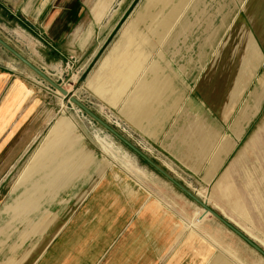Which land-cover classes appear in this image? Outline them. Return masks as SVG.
Wrapping results in <instances>:
<instances>
[{"label": "rangeland", "instance_id": "374dc122", "mask_svg": "<svg viewBox=\"0 0 264 264\" xmlns=\"http://www.w3.org/2000/svg\"><path fill=\"white\" fill-rule=\"evenodd\" d=\"M187 2L172 0L169 7L176 9L179 4V8L169 13L162 11L161 3L148 9L146 0H56L41 18L42 27L27 18L17 0L0 2V38L193 195L205 194L199 199L247 228L264 249V0H197L183 13ZM91 7L98 8L95 15ZM197 13H201L199 21L189 26ZM54 16L60 26H67L58 40L42 29ZM167 16L169 23L162 20ZM9 63L17 66L18 78L29 79L40 101L41 131L0 186V264L27 255L54 228L52 223L44 233H36L41 216L55 214L60 200L69 211L72 196L85 194L104 168L113 167L130 178L140 177L148 197L168 202L178 214L177 240L159 264H264V258L214 218L204 216L200 228L186 226L195 213L194 202L113 137L144 174L130 171L120 153H107L97 140V135L107 134L105 130L0 47V69L9 68ZM143 84L150 86L149 95L136 104ZM156 87L161 89L160 99L151 97ZM216 99L218 105L226 106L225 122ZM194 102L204 113L203 136L199 129L194 134L195 125L189 127V120L182 122L185 111L196 113ZM142 108L150 116L136 119ZM215 128L219 137L211 142L207 130L213 133ZM240 128V137L234 138ZM187 132L189 143L198 138L196 153L187 142L177 141ZM225 140L232 149L224 165L210 181L202 180L199 171L205 170ZM169 144L194 156V161L201 157L203 168L198 173L189 171L168 149ZM73 145L91 152V165L82 166L63 189L56 187V181H41L43 173L46 180L53 175L42 166L53 170L67 164L68 157L77 161V155L70 156ZM41 147L43 151L36 152ZM218 179L222 183L215 193ZM26 190L32 205H17Z\"/></svg>", "mask_w": 264, "mask_h": 264}, {"label": "crops", "instance_id": "0c3cea01", "mask_svg": "<svg viewBox=\"0 0 264 264\" xmlns=\"http://www.w3.org/2000/svg\"><path fill=\"white\" fill-rule=\"evenodd\" d=\"M8 1L13 2L15 0H0L2 4ZM17 1L19 5H22L21 10L27 18L32 22L38 21L41 27V18L51 7V3L56 2V0ZM91 12L95 15L98 8L93 9L91 7ZM66 27L60 26L57 21L55 22L54 16L42 29L52 38L56 35V39L57 36L60 39L63 34L62 28ZM9 64V68L0 69V186L5 176L24 156L33 139L41 131L37 112L40 101L34 97L31 84L28 82L29 79L26 77L18 78V75L15 74V72L18 73L17 66L13 63ZM160 90L157 87L154 88L152 90L154 95L151 97L160 99L158 97ZM149 91L150 86L146 87L143 84L140 89L141 95L136 98L135 103L140 104L141 99L139 98H147L145 96L149 95ZM170 91L172 90L170 89ZM254 95H256L255 92ZM218 100L213 101L214 103L217 101L215 104L220 119L225 122L226 106L218 105ZM193 105L196 106V113L185 111L182 122L186 123L189 120V127L195 125V128H192L194 134L199 129L203 136L205 130L202 125L204 113L202 115L199 111L198 103L194 102ZM144 108L141 109V113L139 112L140 109L138 110V115H135L136 119L150 116V112ZM200 119L202 121H199ZM207 123L211 124L210 120ZM207 132L211 142L219 137V135L216 136V128L213 133L210 130ZM241 133L242 129L238 133H234V138H239ZM187 135L188 132L187 134L184 133V136L178 137L177 141L180 143L187 142L188 147H193L191 150L193 153L198 152L199 149L194 151L199 146L198 138L192 141L193 145L186 141ZM166 144L168 145V143ZM72 147L74 151L70 156L77 155V161H70V157H68L67 164L59 165L53 170L42 166L41 169H45L46 174L53 172V175L46 180L43 173L41 181L44 183L56 181V187L63 189L67 186L68 181L79 174L78 171L82 166L91 165L93 156L90 151L84 150L81 145H73ZM231 147V143L227 146L226 140L221 146L219 145L214 159L206 163V171L200 170L203 168L201 157L194 161V156L190 157L188 153L178 151L170 144L168 149L183 162L185 167H190L189 171L198 173L197 171L200 170L202 180L210 181L219 171V168L224 165ZM42 151L43 148L40 153ZM82 153H86V156H82ZM104 169L85 194L82 195L79 192L78 195L77 192L72 196L74 204L69 211L62 207L64 200H60L55 214H43L39 226L36 227V233H44L49 224L55 223L52 231H50L51 228L48 229V234L44 238L42 237L41 242L30 248L27 255L25 254L23 258L13 257L9 264H159L163 255L171 251L178 237L176 227L179 218L176 210H172L166 201L161 202L154 197H148L144 182L139 178L137 180L133 177L130 178L129 175L114 167L108 170ZM62 174H68V179L64 180L65 177ZM148 177L150 178V175ZM18 183L23 182L18 181ZM74 187L75 184L72 188L74 189ZM33 188L36 189L38 186ZM30 197V193L26 190L25 195H21L17 205L31 206L33 201ZM169 203L172 204V200Z\"/></svg>", "mask_w": 264, "mask_h": 264}, {"label": "water", "instance_id": "95a60500", "mask_svg": "<svg viewBox=\"0 0 264 264\" xmlns=\"http://www.w3.org/2000/svg\"><path fill=\"white\" fill-rule=\"evenodd\" d=\"M0 47L9 53L12 57H14L19 63L29 69L35 76L40 78L43 82H45L50 88L57 91L63 98H68V102L74 105L79 109L80 112L85 114L88 118H90L93 122L99 125L103 130L108 132L113 138L118 140L121 144L127 147L132 153H134L138 158L143 160L148 166H150L153 170H155L159 175L164 177L168 182H170L173 186H175L183 195L189 198L192 202L197 204L200 208L205 210V212L209 213L213 216L217 221H219L223 226L229 229L233 234H235L240 240H242L246 245L252 248L256 253H258L262 258H264V249L255 243L253 240L249 239L245 234H243L238 228H236L233 224H231L228 220H226L223 216L216 213L210 207H208L204 202H202L198 197L193 195L187 188L177 182L174 178H172L167 172H165L162 168L156 165L151 159H149L140 149H138L135 145L129 142L124 136H122L119 132H117L113 127L103 121L99 116L93 113L87 106L83 105L72 95H69L67 90L63 87L55 83L49 76H47L44 72L38 69L35 65H33L29 60L23 57L19 52L13 49L9 44H7L4 40L0 38Z\"/></svg>", "mask_w": 264, "mask_h": 264}, {"label": "bare ground", "instance_id": "6f19581e", "mask_svg": "<svg viewBox=\"0 0 264 264\" xmlns=\"http://www.w3.org/2000/svg\"><path fill=\"white\" fill-rule=\"evenodd\" d=\"M172 0H146V3H147V5L145 6V7H147L148 9L149 8H154L155 6H157V4L158 3H161V8H162V11H164V10H168L169 11V13L171 12V11H175L176 13L178 12V8H179V4H176V6H177V8L176 9H171L170 7H169V3L171 2ZM195 1H197V0H188V2L183 6V8H182V11L181 12H187V11H189L190 9H191V5L193 4V2H195ZM155 10H156V8H155ZM151 11V10H150ZM200 15H201V13H197V15L191 20V23H189V26H193L194 24H196L198 21H199V17H200ZM141 16V12H140V14L137 16V21L139 22V21H141L140 19H139V17ZM159 17V15L157 16V18ZM144 17H142V19H143ZM159 19H160V17H159ZM163 21H165V22H167V23H169L170 22V16L168 17H166V19H162ZM162 20L161 21H159V23H158V27H161L162 25ZM173 24L171 25V30L173 29ZM162 29H164V26H163V28ZM170 30V31H171ZM170 31H168V32H170ZM169 34V33H168ZM40 79V78H39ZM41 80V79H40ZM47 85V84H46ZM48 86V85H47ZM66 90V89H65ZM56 93H58L57 91H55ZM59 94V93H58ZM60 95V94H59ZM61 96V95H60ZM264 96V95H263ZM261 103V102H260ZM72 105V104H71ZM74 106V105H73ZM78 109V108H77ZM78 111H79V109H78ZM55 125V124H54ZM50 130V129H49ZM56 130V129H55ZM100 131V130H99ZM50 132V131H49ZM48 132V133H49ZM56 131H54V133H55ZM106 132V131H105ZM56 134V133H55ZM54 134V135H55ZM103 134V133H102ZM52 135V134H51ZM53 135V136H54ZM46 136H48L47 134H46ZM103 136V137H102ZM97 135V140L100 142V144L103 146V149L107 152V153H109V154H112L113 155V153L115 154V155H117V154H121V159H123V162H124V164H125V166H127L129 169H130V171L131 170H133V171H135V172H137V173H140V174H144L143 173V171L141 170V169H139L138 167H136L133 163H132V160L130 159V158H128L127 157V155H126V153L124 152V150L120 147V146H116L115 145V143H114V140L111 138L112 136L107 132V134H103V135ZM47 139V138H46ZM51 139V138H50ZM116 142V141H115ZM42 144V143H41ZM44 144V143H43ZM39 147V146H38ZM40 149H42V147L41 148H39V149H37L36 150V152H38V151H40ZM34 154V153H33ZM36 157H37V154H36ZM34 155L31 157L32 159H35L36 158ZM32 163H33V161H32ZM31 163V164H32ZM127 168V169H128ZM128 172V171H127ZM134 174V173H133ZM146 176V175H145ZM152 176V175H151ZM139 177V176H138ZM18 178H19V176H18ZM140 178V177H139ZM145 178H147V177H145ZM155 178V177H154ZM143 179V178H142ZM144 180V179H143ZM19 181V180H18ZM149 181V180H148ZM151 182V181H150ZM221 180L220 179H218L217 181H216V183H215V185H214V192L216 193L217 191L219 192V187H220V185H221ZM212 189V188H211ZM213 191V190H212ZM196 192H198V191H196ZM202 192H203V190H202ZM217 192V193H218ZM203 195H205V194H203ZM202 195V196H203ZM218 195V194H217ZM198 196H199V198H201L202 196L198 193ZM202 201V200H201ZM202 202H204V201H202ZM205 203V202H204ZM193 204V203H192ZM195 204V203H194ZM206 204V203H205ZM164 205V204H163ZM196 206H195V213H194V215L188 220V221H185V225L186 226H191V225H193V226H197V227H199L200 228V225L201 224H203L205 221H206V217H210V218H214L213 216H211L209 213H207V212H205V210H203L202 208H200L197 204H195ZM192 207V206H191ZM217 209V208H216ZM218 210V209H217ZM204 216H206V217H204ZM224 217H225V219L226 220H228L231 224H233L236 228H239V229H241L240 231L243 233V234H245V236H247L249 239H251V240H253L255 243L257 242V243H259V244H261V242H259V241H257L254 237H253V235L249 232V230L247 229V228H245V227H243V226H241L240 224H238L235 220H233L232 219V217H229V216H226V215H224ZM215 219V218H214ZM202 227V226H201ZM219 228V227H218ZM215 231V230H214ZM217 231V230H216ZM216 233V232H215ZM220 234V233H219ZM202 237V236H201ZM21 258V257H20Z\"/></svg>", "mask_w": 264, "mask_h": 264}]
</instances>
